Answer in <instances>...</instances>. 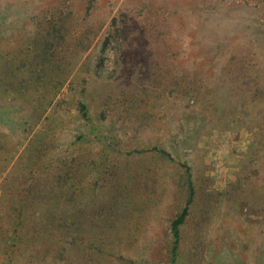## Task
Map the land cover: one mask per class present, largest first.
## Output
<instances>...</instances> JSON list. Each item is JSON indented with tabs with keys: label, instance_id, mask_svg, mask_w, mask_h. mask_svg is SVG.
Masks as SVG:
<instances>
[{
	"label": "rangeland",
	"instance_id": "374dc122",
	"mask_svg": "<svg viewBox=\"0 0 264 264\" xmlns=\"http://www.w3.org/2000/svg\"><path fill=\"white\" fill-rule=\"evenodd\" d=\"M0 264H264V0H0Z\"/></svg>",
	"mask_w": 264,
	"mask_h": 264
},
{
	"label": "trees",
	"instance_id": "16d2710c",
	"mask_svg": "<svg viewBox=\"0 0 264 264\" xmlns=\"http://www.w3.org/2000/svg\"><path fill=\"white\" fill-rule=\"evenodd\" d=\"M183 222V217H179L178 220H176L174 223H173V232H174V235L177 236L178 238V227L180 226V224Z\"/></svg>",
	"mask_w": 264,
	"mask_h": 264
}]
</instances>
